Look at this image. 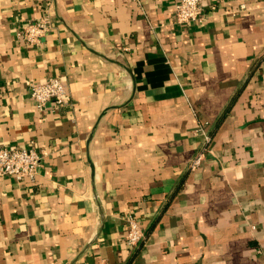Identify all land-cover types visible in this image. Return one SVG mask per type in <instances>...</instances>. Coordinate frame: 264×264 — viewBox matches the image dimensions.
<instances>
[{"label": "crops", "instance_id": "1", "mask_svg": "<svg viewBox=\"0 0 264 264\" xmlns=\"http://www.w3.org/2000/svg\"><path fill=\"white\" fill-rule=\"evenodd\" d=\"M243 2L180 26L176 0H0V148L48 152L0 177V264H264V0ZM45 12L43 43L17 40ZM55 77L69 105L40 112Z\"/></svg>", "mask_w": 264, "mask_h": 264}, {"label": "built area", "instance_id": "2", "mask_svg": "<svg viewBox=\"0 0 264 264\" xmlns=\"http://www.w3.org/2000/svg\"><path fill=\"white\" fill-rule=\"evenodd\" d=\"M205 0H176L174 23L180 26H188L192 23H203ZM241 10L245 9L243 0ZM216 8L213 7V10ZM53 29V21L45 12L39 20L31 21L20 26L16 32L17 40L23 42L28 47H39L46 36ZM31 98L35 102L40 112H45L49 105L54 109L61 110L67 108V89L60 78L55 77L47 83H34L31 86ZM197 137H201L205 144L211 139L203 126H199L195 131ZM48 156L45 150L35 148H0V177H13L18 182L24 180L34 181L42 167L43 160ZM205 158L203 152L199 153L189 164L192 172L197 171ZM127 223V233L124 238V245L128 250L136 249L145 240V232L141 220L133 212L125 216Z\"/></svg>", "mask_w": 264, "mask_h": 264}, {"label": "trees", "instance_id": "3", "mask_svg": "<svg viewBox=\"0 0 264 264\" xmlns=\"http://www.w3.org/2000/svg\"><path fill=\"white\" fill-rule=\"evenodd\" d=\"M134 213V212H133Z\"/></svg>", "mask_w": 264, "mask_h": 264}]
</instances>
